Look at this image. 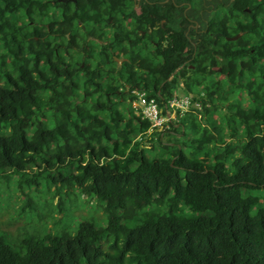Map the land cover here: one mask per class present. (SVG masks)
I'll return each mask as SVG.
<instances>
[{
    "label": "trees",
    "instance_id": "obj_1",
    "mask_svg": "<svg viewBox=\"0 0 264 264\" xmlns=\"http://www.w3.org/2000/svg\"><path fill=\"white\" fill-rule=\"evenodd\" d=\"M263 60L264 0H0V174L33 170L43 148L78 154L69 183L107 214L105 229L84 222L22 251L0 240V264H264ZM228 87L246 90L248 120ZM132 90L162 115L175 92L200 109L150 132ZM112 94L120 111L98 101Z\"/></svg>",
    "mask_w": 264,
    "mask_h": 264
},
{
    "label": "rangeland",
    "instance_id": "obj_2",
    "mask_svg": "<svg viewBox=\"0 0 264 264\" xmlns=\"http://www.w3.org/2000/svg\"><path fill=\"white\" fill-rule=\"evenodd\" d=\"M65 3L69 4V1ZM228 27L234 31L236 29L233 21L228 22ZM49 40L52 41L53 38L50 37ZM238 40L242 45L244 44L242 38ZM226 42L230 41L226 39ZM90 43L94 44L93 41H90ZM151 47L149 45L148 48L151 50ZM138 49L136 48V50ZM113 60L117 62L116 57H113ZM215 79L216 77L213 76L212 80ZM222 82L226 89L227 83L223 79ZM248 82V86L254 83V81ZM113 87L117 88L116 85H113ZM228 90L226 94L228 97H232V104L237 102L234 106L239 108L235 114L237 120L239 118L248 120V116L243 111L251 106L250 101L244 103L245 100H248L246 90H236L235 87H228ZM179 92L181 93V91ZM108 98L113 102V110L120 111L121 107L119 103L117 104V94L101 96L99 99L95 97L100 102H107L106 99ZM243 103L244 105L240 106ZM87 109L91 113L97 111L98 115L109 116L110 113V110L95 108V101L89 103ZM135 114L139 115L136 110ZM45 124V128L48 130L54 128V115L52 112L47 115ZM252 129L256 130L257 127L252 125ZM152 130L153 128H150L149 131ZM184 132L182 139L186 144L196 140L199 135L197 131L189 127H186ZM144 142L147 147L151 146L146 139H144ZM104 145L109 147L108 152H111L114 147L113 143L107 141ZM157 148L160 152L161 149L158 145ZM62 154L56 148H52V150L43 148L38 154L37 162L32 165L33 170L28 168V173H15L12 170L0 174V240L4 244L15 250H21L22 247H28L32 243L47 237L73 233L84 222L93 223L101 230L106 228L107 214L104 210V202L99 201L94 196L85 195L79 187L69 183L71 176L77 172L76 167L80 156L78 154L63 156ZM156 155L157 152L146 151L149 160ZM73 156L76 160L75 158L72 159ZM34 175H36V178L32 177ZM183 215L196 218L203 215L210 216V213L185 211ZM125 224L131 228L134 227L135 222L134 220H126Z\"/></svg>",
    "mask_w": 264,
    "mask_h": 264
},
{
    "label": "built area",
    "instance_id": "obj_3",
    "mask_svg": "<svg viewBox=\"0 0 264 264\" xmlns=\"http://www.w3.org/2000/svg\"><path fill=\"white\" fill-rule=\"evenodd\" d=\"M131 95L135 97L132 107L142 116V119L150 122L151 128L159 130L168 129L167 123L176 118L177 111L189 112L192 109H200L198 103L192 102L191 96L187 97L175 92L168 107L164 108L165 115H162L163 109L159 108L157 99L146 90H132Z\"/></svg>",
    "mask_w": 264,
    "mask_h": 264
},
{
    "label": "water",
    "instance_id": "obj_4",
    "mask_svg": "<svg viewBox=\"0 0 264 264\" xmlns=\"http://www.w3.org/2000/svg\"><path fill=\"white\" fill-rule=\"evenodd\" d=\"M241 35H242V34H239V35H237V36H235V37H233V38H230V40L235 41V40H237L238 38H240ZM120 62H121V61L119 60V63H120ZM179 69H181V68H178V69L174 72V74H175ZM174 74H173V75H174ZM173 75L171 76V78L173 77Z\"/></svg>",
    "mask_w": 264,
    "mask_h": 264
},
{
    "label": "flooded vegetation",
    "instance_id": "obj_5",
    "mask_svg": "<svg viewBox=\"0 0 264 264\" xmlns=\"http://www.w3.org/2000/svg\"><path fill=\"white\" fill-rule=\"evenodd\" d=\"M227 40L229 39V38H226Z\"/></svg>",
    "mask_w": 264,
    "mask_h": 264
}]
</instances>
